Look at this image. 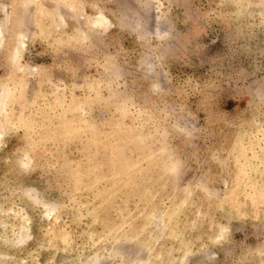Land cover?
Here are the masks:
<instances>
[{"label":"rangeland","instance_id":"1","mask_svg":"<svg viewBox=\"0 0 264 264\" xmlns=\"http://www.w3.org/2000/svg\"><path fill=\"white\" fill-rule=\"evenodd\" d=\"M0 264H264V0H0Z\"/></svg>","mask_w":264,"mask_h":264}]
</instances>
